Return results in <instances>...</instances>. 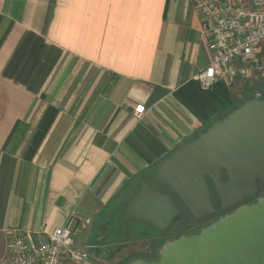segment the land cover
<instances>
[{
	"label": "crops",
	"instance_id": "0c3cea01",
	"mask_svg": "<svg viewBox=\"0 0 264 264\" xmlns=\"http://www.w3.org/2000/svg\"><path fill=\"white\" fill-rule=\"evenodd\" d=\"M210 44L194 0H0V262L13 233L129 240L111 237L142 183L263 96L258 76L205 89Z\"/></svg>",
	"mask_w": 264,
	"mask_h": 264
},
{
	"label": "water",
	"instance_id": "95a60500",
	"mask_svg": "<svg viewBox=\"0 0 264 264\" xmlns=\"http://www.w3.org/2000/svg\"><path fill=\"white\" fill-rule=\"evenodd\" d=\"M263 192L264 98L256 95L169 156L142 183L123 222L127 233L134 221L168 232L183 209L198 222L218 216L217 202L227 214L168 241L158 260L129 264H264Z\"/></svg>",
	"mask_w": 264,
	"mask_h": 264
},
{
	"label": "built area",
	"instance_id": "2783aa9c",
	"mask_svg": "<svg viewBox=\"0 0 264 264\" xmlns=\"http://www.w3.org/2000/svg\"><path fill=\"white\" fill-rule=\"evenodd\" d=\"M211 36L213 60L198 75L205 89L218 79L264 77V0H194ZM141 118L146 108L134 109ZM78 230L71 224L56 228L47 239L29 244L25 236L13 233L8 255L0 264H89L85 253L74 249Z\"/></svg>",
	"mask_w": 264,
	"mask_h": 264
},
{
	"label": "rangeland",
	"instance_id": "374dc122",
	"mask_svg": "<svg viewBox=\"0 0 264 264\" xmlns=\"http://www.w3.org/2000/svg\"><path fill=\"white\" fill-rule=\"evenodd\" d=\"M262 97L264 98V92ZM104 217L105 216H103V218ZM195 224L196 223L193 221L192 217L187 212L185 213L184 218L182 217V221L176 223L173 226L172 233H169L165 237L169 238L170 236H173L176 233H186L187 230L189 231V233H192L195 230L194 229ZM111 227L112 226H110V228ZM142 234H145L147 236L146 240L134 239V238L142 237L143 236ZM122 235L129 237L128 238L129 240L125 242L113 243L111 245L100 244L98 245L99 247L92 248V250L96 252L94 253L91 250V248L88 246L85 240L86 239L85 235L76 233L73 236L75 242L74 249L85 253L91 260L99 264H125L126 261H122V255L127 254L129 251H135V252L142 251L148 254L158 247L155 245V242H162L161 240L164 239V236L160 235V232L157 229L155 230L153 226L143 223H137V222H134L132 224L131 230L128 233L126 232V230L125 231L122 230L118 232V235L115 234L112 235L111 238L117 240L119 239V237H122ZM92 243L97 244L98 242H92ZM135 257L136 256H131V258H129L128 260H131ZM76 264H84V263L81 262ZM127 264H129V262Z\"/></svg>",
	"mask_w": 264,
	"mask_h": 264
},
{
	"label": "flooded vegetation",
	"instance_id": "af4514ba",
	"mask_svg": "<svg viewBox=\"0 0 264 264\" xmlns=\"http://www.w3.org/2000/svg\"><path fill=\"white\" fill-rule=\"evenodd\" d=\"M224 181H227V179L225 178ZM155 188H158V187H155ZM262 195H264V192L262 193ZM256 200H253V202H255ZM217 209H218V216L210 221H207V222H198L196 221L195 219H193V221L196 223L195 226H194V231L192 233H189V231L187 230L186 233H176L174 234L173 236H170L169 238L168 237H165L166 235H168L169 233H172L173 231V227L171 228L170 231L168 232H160V235H163L164 236V239L161 240L162 242H155V245L158 246V247H162L165 243H167L168 241H171V240H174L175 238H177V236H181L183 234H186V235H193V234H197L199 233L203 228L207 227L208 225H210L211 223H213L214 221H216L219 217L221 216H224L226 215L227 213H223L222 210H221V207L219 205V202H217ZM233 211H230L228 213H231ZM185 213H187L186 210L183 209V218L185 216ZM182 221V217L180 219H177V221L173 224V226L176 224V223H179ZM190 225V224H189ZM157 247V248H158ZM155 248L153 251H151L150 253L146 254L145 252H142V251H129L127 254H124L122 255V261H127L129 258H131V256H136L135 258L136 259H139V258H142V259H145V260H148V261H154V260H158L159 258V250L160 248ZM127 259V260H125Z\"/></svg>",
	"mask_w": 264,
	"mask_h": 264
},
{
	"label": "trees",
	"instance_id": "16d2710c",
	"mask_svg": "<svg viewBox=\"0 0 264 264\" xmlns=\"http://www.w3.org/2000/svg\"><path fill=\"white\" fill-rule=\"evenodd\" d=\"M251 98H252V97H250L249 100H250ZM180 234H181V233H180ZM180 234H179V235H180ZM179 235H178V237H179ZM135 259H136V258H133L132 260H127V261L125 262V264H127L128 262L130 263V262L134 261Z\"/></svg>",
	"mask_w": 264,
	"mask_h": 264
}]
</instances>
